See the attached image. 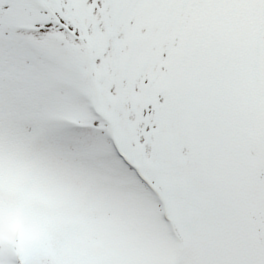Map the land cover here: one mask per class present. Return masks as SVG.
I'll list each match as a JSON object with an SVG mask.
<instances>
[{"label":"snow or ice","instance_id":"obj_1","mask_svg":"<svg viewBox=\"0 0 264 264\" xmlns=\"http://www.w3.org/2000/svg\"><path fill=\"white\" fill-rule=\"evenodd\" d=\"M0 264H264V0H0Z\"/></svg>","mask_w":264,"mask_h":264},{"label":"rangeland","instance_id":"obj_2","mask_svg":"<svg viewBox=\"0 0 264 264\" xmlns=\"http://www.w3.org/2000/svg\"><path fill=\"white\" fill-rule=\"evenodd\" d=\"M38 234H29L28 238L29 239H34L37 237Z\"/></svg>","mask_w":264,"mask_h":264}]
</instances>
